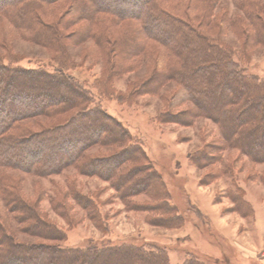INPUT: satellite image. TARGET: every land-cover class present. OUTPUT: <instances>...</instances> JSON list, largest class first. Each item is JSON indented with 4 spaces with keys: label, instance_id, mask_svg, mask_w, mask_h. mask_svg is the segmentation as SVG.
Here are the masks:
<instances>
[{
    "label": "rangeland",
    "instance_id": "1",
    "mask_svg": "<svg viewBox=\"0 0 264 264\" xmlns=\"http://www.w3.org/2000/svg\"><path fill=\"white\" fill-rule=\"evenodd\" d=\"M80 3L88 4L60 0L36 9L41 27L55 36L52 46L0 17V60L49 72L62 66L92 89L97 104L140 143L183 223L166 224L148 194L126 202L109 181L75 165L45 177L5 169L0 223L6 233L19 244L51 243L30 235L21 214L6 208L9 192L64 232L63 247L127 242L165 249L168 264H264V160L230 143L219 119L200 115L170 77L171 69L181 67L180 52L149 39L136 19L91 11L85 16ZM162 7L230 49L246 74L264 79V0H162ZM74 112L37 116L19 122L18 130L40 132ZM123 147L91 146L83 160ZM78 194L91 199V207L76 200Z\"/></svg>",
    "mask_w": 264,
    "mask_h": 264
},
{
    "label": "trees",
    "instance_id": "2",
    "mask_svg": "<svg viewBox=\"0 0 264 264\" xmlns=\"http://www.w3.org/2000/svg\"><path fill=\"white\" fill-rule=\"evenodd\" d=\"M60 0H0V17L19 31L31 32L42 45L52 46L54 34L37 21L40 6ZM79 6L88 16L105 14L122 21L138 20L149 39L180 52V68L170 77L187 91L200 115L219 119L223 135L245 151L264 160V79L246 74L233 60L231 50L205 37L187 22L164 10L162 0H87ZM72 4V3H71ZM252 21V20H251ZM253 23V21H252ZM264 42V31L261 34ZM0 60V189L4 170H20L49 176L68 166L109 181L126 202L133 194L146 193L155 203L154 211L169 225H181L183 218L169 203V194L150 164L140 143L96 102L75 74L62 66L51 72L24 68ZM67 118L40 132L19 131L18 123L42 116ZM240 138V142L237 139ZM124 144L111 156L83 160L91 146ZM237 148V147H236ZM254 152V153H253ZM251 157V156H250ZM125 162L133 166L124 168ZM235 198L234 194L231 195ZM85 207L91 199L75 195ZM90 202H89V201ZM238 201V200H237ZM3 202L21 214L30 235L51 242L16 243L0 223V264H168L165 249L133 244H94L85 248L63 247L64 232L44 221L27 203L5 193ZM60 212V211H58ZM186 264H201L189 260Z\"/></svg>",
    "mask_w": 264,
    "mask_h": 264
}]
</instances>
